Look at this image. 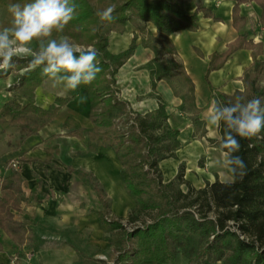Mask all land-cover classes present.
Wrapping results in <instances>:
<instances>
[{
    "label": "trees",
    "instance_id": "trees-1",
    "mask_svg": "<svg viewBox=\"0 0 264 264\" xmlns=\"http://www.w3.org/2000/svg\"><path fill=\"white\" fill-rule=\"evenodd\" d=\"M233 1V23L239 18V4L254 2L261 8L258 22L264 28V0ZM30 2L32 0H0V7L8 10V17L0 22V29L12 24L10 5L23 6ZM74 3L77 5L74 18L61 35L70 37L75 44L95 48L96 63L101 69L91 84L80 85L75 90H85L89 98L92 128L88 145L92 150L103 146L114 151L121 164L124 189L134 203L126 218H107L104 212L99 214L103 232L110 234L106 240L117 254L113 264H141L146 261L176 264L177 251L186 258V264H264V129L251 138L237 137L240 149L234 155L241 156L247 166L243 175L229 172L230 182L216 179L196 189L184 178L183 164L172 179L163 180L159 163L173 157L179 147V129L168 125L164 107L159 106L143 116H132L127 103L114 95V76L133 55L140 37L141 44L153 52L152 83L178 75L187 81L180 94L181 110L192 111L191 124L195 132L203 135L205 124L194 107L192 85L182 64L172 58L175 48L169 37L178 30H196L199 13L214 18L213 13L203 5L188 13L185 0H74ZM109 6L115 9L113 20H101L98 13ZM127 23L132 24L137 33L133 34L125 50L113 55L107 49L109 35L122 33ZM148 24L154 28V34ZM246 38V34H241L228 44L225 52L212 53L207 74L221 68L235 50L251 48L253 45ZM257 46L260 51L261 45ZM31 59H17L18 63L13 61L15 70L27 68L11 88L13 94L19 93L28 101L21 109L19 119L30 112L51 118L56 109L45 111L34 104V91L46 76L42 72L43 65L33 66ZM11 69L2 71L1 75ZM244 77L245 88L232 95L211 88L213 100L229 105L237 97L244 101L260 98L264 104V59L254 57ZM66 101L62 99L60 104ZM10 106L20 109L14 103ZM120 119L125 120L123 127L117 124ZM226 130V125L221 122L218 127L220 139L215 144L222 151ZM67 171L85 181L89 177L81 170L67 168ZM20 182L19 173L14 171L1 183L0 228L20 249H35L34 233L16 221L9 209L15 205L14 193L20 192ZM102 202L104 210H107L108 205ZM121 221L126 225L138 222L141 225L127 230ZM78 261L105 264L101 259H90L82 253L78 254Z\"/></svg>",
    "mask_w": 264,
    "mask_h": 264
},
{
    "label": "crops",
    "instance_id": "crops-1",
    "mask_svg": "<svg viewBox=\"0 0 264 264\" xmlns=\"http://www.w3.org/2000/svg\"><path fill=\"white\" fill-rule=\"evenodd\" d=\"M198 2V5L208 8L214 18L204 17L199 13L196 30H178L169 39L175 48L172 58L182 64L192 85L193 104L205 124L203 135L195 132L191 124L192 111L181 110L180 94L187 81L182 75H178L152 83V77L145 71L144 65L153 61V52L141 44L140 37L137 38L133 55L119 67L114 76L115 83H118L116 76L130 73V67L135 69L132 71L134 74L140 72V75L133 76V87L139 89L141 81L148 82L141 95H145L144 92L150 94L139 98L132 105L133 110L134 106L137 108L135 115L130 114L143 116L159 106L164 107L168 125L179 129V147L173 157L159 163L163 180L172 179L183 164L184 178L196 189L216 179L221 182L232 180L221 163L224 159L223 151L215 144L220 139L218 127L208 123V109L214 102L211 88L227 95H232L237 90L242 91L245 88L244 73L252 64L253 58L264 59V28L258 22L261 8L256 3L239 4V18L233 23L235 1ZM198 5L186 2L185 9L192 13ZM130 25L133 36L137 30ZM126 27L127 25L121 35L126 33ZM148 27L154 34L152 25L148 24ZM114 33L119 34H111ZM241 34H246V39L253 46L235 50L221 68L207 74L209 56L215 52H225L228 44ZM112 44V48L118 50V44ZM258 44L261 45L260 51ZM128 45L116 51V54L125 50ZM6 80L0 76V186L4 178L14 171L21 177L20 192L14 193L15 205L9 208L10 212L16 221L25 224L34 233L35 250L39 233H57L58 240L52 246L55 264H70L74 256V260L79 262V253L90 258L71 242L72 236L68 240L63 237V233L81 235L83 239L91 234L95 241L103 244L100 246L110 245L106 240L110 234L103 232L101 228L100 212H104V217L107 218H124L134 205L123 186L121 164L111 148L99 146L92 150L88 145L92 122L89 117V98L85 90L64 92L52 88L46 77L34 91V104L45 111L56 109L54 116L40 117L30 112L19 119L20 111L28 101L19 93L13 94L11 88L3 87ZM113 88L116 98L125 102L124 97H119L118 91ZM154 95L160 96L161 100ZM62 99L67 101L60 104ZM10 103L19 105L20 109H13ZM13 163L18 166L14 167ZM67 168L81 170L89 177L86 181L82 180L67 171ZM182 188L186 189L185 186ZM1 194L0 192V197ZM101 198L108 205L107 210H104ZM26 249L16 246L0 228V264H13L12 255H23ZM90 259L97 258L91 256ZM148 262L150 261L141 264H150Z\"/></svg>",
    "mask_w": 264,
    "mask_h": 264
},
{
    "label": "clouds",
    "instance_id": "clouds-1",
    "mask_svg": "<svg viewBox=\"0 0 264 264\" xmlns=\"http://www.w3.org/2000/svg\"><path fill=\"white\" fill-rule=\"evenodd\" d=\"M76 8L74 0H32L23 6L10 5L12 24L0 29V71L11 69L14 57L30 56L33 66L43 65V75L52 88L67 92L91 84L101 71L96 63V49L75 44L70 37L61 35L74 18ZM114 10V6H109L98 15L101 20L111 21ZM221 122L227 129L221 143V163L233 175H243L247 166L241 156L234 155L240 149L237 137L251 138L264 129V104L260 98L244 101L237 97L229 105L214 101L208 109V123L219 127Z\"/></svg>",
    "mask_w": 264,
    "mask_h": 264
},
{
    "label": "rangeland",
    "instance_id": "rangeland-1",
    "mask_svg": "<svg viewBox=\"0 0 264 264\" xmlns=\"http://www.w3.org/2000/svg\"><path fill=\"white\" fill-rule=\"evenodd\" d=\"M191 3V2H195L196 5H198V0H185V3ZM8 17V10L5 7H0V22L4 19H6ZM132 26L130 24H127L126 27V33L124 34H110V41L108 44H112L113 42L116 43V45L118 46V50H116V48H112L111 44L108 47V51L113 54L116 55V51L118 52L119 50H122L124 47H126L128 45V43L131 40L132 37ZM54 37L57 35L56 33L53 34ZM113 45V44H112ZM36 45L34 44L33 47H35ZM30 57V56H29ZM27 57H23V56H18L17 59H21L24 60ZM17 59H14L13 61L15 63H18ZM153 61L151 60L150 63H147L144 65L145 71H147V73L149 72L150 78L152 77V67ZM123 67V66H122ZM27 68H21L20 70H15L14 68H12L9 72L5 73V75H1L2 71H0V76L4 77V80L7 79L6 81L3 82V87H8V89L12 88L13 83L16 82L21 75L26 71ZM130 69V73H125L123 76H116L117 78V82L115 83L113 87H115V89L118 91V95L119 97H124L125 102L128 104L129 107V111L130 113H133L135 115L136 113V106H134V110L132 108V105L139 99V98H143L144 96L146 97L148 94V92H144L145 95H141L143 93V89L147 88L148 82L146 81V83H143V81H141L142 83H140L138 86L140 87L139 89L137 87H133L134 84V79L133 76L134 75H140L139 73L134 74L132 71H134L135 69ZM137 70V69H136ZM121 89V91H120ZM139 93V94H138ZM152 94V93H151ZM154 97L156 99H160L161 97L158 95H154ZM133 115V116H134ZM125 123V120H118L117 124L119 127H123ZM112 218V217H109ZM126 218V216L124 217ZM148 219V218H147ZM121 223L123 225H125V229L127 230H132V227H136V226H140L141 223L138 222L136 224H128L126 225L124 221H121ZM40 234V238L38 236V242H37V247L36 250L35 249H26L24 251L23 255H19V254H13L11 259L13 264H55L54 261V257H53V244H55L57 242V233H52V232H42L39 233ZM70 236H72V240L70 238ZM63 237L67 238L69 240H71V242L74 245L78 246V249L81 250L82 252L86 253V255H88L90 258L91 256H95L97 259H101L105 262V264H113L114 258L117 256V254L115 253V251L113 250V247L111 245H107V246H100L103 245L102 243H99L97 241H95L92 237L91 234H88L87 237H85L83 239V236H79V235H68V233H63ZM86 242V243H85ZM73 255V254H72ZM87 257V256H86ZM75 258V256H74ZM73 261L71 260L70 264H81L79 262H77L76 260ZM185 257L177 251L176 253V264H186L185 261ZM150 264H152L151 262H148ZM117 264H121V263H117ZM158 264V263H156Z\"/></svg>",
    "mask_w": 264,
    "mask_h": 264
},
{
    "label": "built area",
    "instance_id": "built-area-1",
    "mask_svg": "<svg viewBox=\"0 0 264 264\" xmlns=\"http://www.w3.org/2000/svg\"><path fill=\"white\" fill-rule=\"evenodd\" d=\"M12 165H13L14 167H17V166H18L17 163H13Z\"/></svg>",
    "mask_w": 264,
    "mask_h": 264
}]
</instances>
